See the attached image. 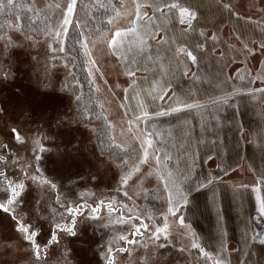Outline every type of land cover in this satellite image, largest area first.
<instances>
[{
  "label": "rangeland",
  "instance_id": "374dc122",
  "mask_svg": "<svg viewBox=\"0 0 264 264\" xmlns=\"http://www.w3.org/2000/svg\"><path fill=\"white\" fill-rule=\"evenodd\" d=\"M118 1L116 8H120L121 5V0ZM233 1L239 6L235 10L248 14V9L243 7L246 0H227L231 3ZM31 2L34 11H44L46 6L52 5L47 12L55 13L58 17L59 13L54 5L63 3V0H31ZM137 2L143 3L144 0H123V4L133 12ZM92 3L98 4L97 0H79L75 19L68 26L69 29L73 26L79 31L76 44L79 48L81 64H77L76 50H72L67 45L66 36L63 38L64 43L61 40L56 44L53 38H49L44 33L38 37L22 35L17 27L9 26L0 37V157H3L0 159V181H3L0 184V202L8 203L3 200V191H7L10 200L15 186L24 185L23 197L11 205L9 214L15 211L16 216L21 220L30 221L32 225L37 226V229L42 231L41 241L53 230L54 223L63 226V223L67 222L72 226V221L75 220V235L58 232V242L49 245L47 252L42 249L41 264H108V260L113 256L115 264H205L204 257L197 249H192L191 252L179 251L184 241L180 236L181 226L178 222L174 224L175 230L170 235L174 246L164 249L156 248L150 242L148 233L143 237H135L136 244H128L120 239L122 235L132 238V229L129 223L117 222L118 216L127 220L130 214L134 216L139 213L141 216H146L151 213L155 219L150 223L162 224V214L167 211V194L164 191V182L159 178L160 170L154 158L140 164V172L133 173L127 186L120 183V178L131 170L133 164L139 163L138 158L141 155L139 141L127 131V120L132 119L134 112L138 114L137 101L131 99L133 95L131 89L128 93L129 99L125 100L123 89L129 86L132 79L137 81L141 89L148 88L153 80L161 79L171 83L168 92L170 96L174 87V73L162 75L160 64L163 63L166 68L168 67L165 61L169 58L161 55L171 42L158 44L157 41L163 37V34L158 32L157 40L149 41V47L141 53L142 56H135V66L131 64L134 53H128V61H123L111 54L103 40H98L94 47L90 44L92 58L97 61L95 67L100 68L104 74V79H101L100 73H96L93 69L95 80L93 84L88 76V57L84 55L78 41L90 34L99 36L109 30L114 32L117 25L127 27L129 18L121 16L116 23H108L105 29L91 33L92 26L87 19L94 9ZM145 11L147 16L143 19L153 16L151 8H146ZM109 13L107 19L114 15L112 7ZM228 31L227 27L226 32ZM231 42H234L231 36L225 40V43L222 40L215 42L216 52H226L228 55L224 58L226 64L218 63V55L210 56V63L219 67V73H210L214 75L213 80H216L218 75L219 80L232 77L233 70L239 66L238 63H233L239 56H235V51L229 49L228 44ZM213 43L211 41L212 45ZM156 53L160 55V60H156ZM148 56H152V60H149ZM231 56L235 59L229 61ZM243 58L254 70L257 65L251 63V60L254 62L260 56L244 55ZM138 60H140L139 64ZM126 63L133 70L137 68L140 70L135 71L133 77H128L125 74ZM231 64L233 65L230 70L222 73L221 68ZM80 68L84 69V76H81V79L77 74L73 75V69ZM251 74L255 73L251 71ZM104 80H107V84ZM211 82L212 80L210 84ZM242 82L247 83V77ZM189 84L192 85L190 89H193L196 97L197 95L207 97L208 90L211 97L215 96L222 88H207L206 81L202 83L193 80ZM97 86L100 88L99 92L96 91ZM86 88L90 90L87 91L88 98L85 97L86 101H83L81 97ZM108 89H111V92ZM225 89L229 91V88ZM181 92L184 90L182 89ZM141 96L145 101L150 100L143 92ZM77 97L80 99L78 100ZM167 98L166 96L163 102ZM93 100L97 104L95 110L90 109ZM98 101L103 103V109ZM121 103L127 107L120 108ZM156 104L167 107L157 100L152 105L146 103L147 110L150 113L157 111ZM131 106L136 108L134 112ZM262 107L264 108V105ZM241 110L249 118L250 102H242ZM192 111L184 110L179 115L183 118L176 114L151 116L147 123L141 121L138 125L133 124L137 130L147 128L148 131H153L152 123L157 125L156 135L152 137L153 149L149 151L150 153L158 151L161 157L167 153L171 159L162 160V164H167V170L177 174L184 169L185 162L190 163L193 157L195 158L194 173L197 165L201 167L203 164L202 167L205 168L214 165L215 161L213 158L206 161L202 158L205 155L202 156V153L195 149L202 144L203 137L197 134V129H201L205 121L198 126L201 120H197L199 119L197 116L192 121L190 118L187 119L190 116L184 118ZM207 111L214 112V108ZM100 116L103 118L101 122L98 121ZM109 123L113 126L111 130ZM191 128H195L193 134L189 132ZM13 129H16L19 135L14 136ZM97 130L101 141L99 144L102 146L100 148L104 149L103 155L100 154L101 149H98L96 143ZM248 138V135L243 137L245 141ZM192 140L193 147L189 151L184 147ZM37 156L41 158L37 160ZM254 156L258 170H264V157L258 152L254 153ZM211 157H214V154ZM124 161H127L128 166L123 163ZM226 164H229L228 160ZM232 167L235 170L232 169L234 172L231 174L211 176H219V180L213 182V185L216 184L215 189L210 185L216 193L214 206L211 199L213 190L209 191L206 188L196 190L198 181L194 180V174L189 203L177 214L184 216L185 224L190 225L200 237L207 251L215 252L218 225L233 231L225 232L229 252L234 251L235 248L231 246L234 247L235 240H244L245 234L249 240L253 234L264 236V217L258 215L254 201L249 202L246 197L239 198V195L246 190H239L236 187L242 183L235 179L239 175V165L233 164ZM210 168V170L214 169V167ZM242 174H246V171ZM33 177L39 179L33 180ZM196 177H199L200 181L203 180L202 175ZM232 186L233 189L230 188ZM81 193L84 195L81 196ZM57 196L60 198L59 203ZM110 201L114 202V207L109 203ZM85 204L87 206L81 207L80 212L71 219L69 212L72 207ZM240 205L247 210H253L248 211L251 213V229H249L251 232L236 233L234 231L236 226L226 225L227 221L232 220L231 213L236 218ZM94 208H99V212H94ZM52 209L56 211L53 212ZM217 211L221 217L219 221ZM9 214L0 212V264H34L28 261L30 247L27 242L18 239ZM169 220L171 223L174 218L169 217ZM250 241L255 242L259 239ZM163 242L164 239L161 237L157 243ZM145 243H149L148 248L143 247ZM242 245L241 250L244 249ZM120 248H126L127 251H117Z\"/></svg>",
  "mask_w": 264,
  "mask_h": 264
},
{
  "label": "snow or ice",
  "instance_id": "6c2138e0",
  "mask_svg": "<svg viewBox=\"0 0 264 264\" xmlns=\"http://www.w3.org/2000/svg\"><path fill=\"white\" fill-rule=\"evenodd\" d=\"M99 7H105V4L99 2ZM216 6L219 9V12L225 19H231L235 17L237 20L240 19L237 12L234 10L235 6L230 2H225V0H215ZM79 0H63V3H56L54 7L57 9L59 16L51 23H45L44 26V34L49 36V38H53L56 44H59L61 40L64 43V37L66 36V31L69 30L68 26L71 25L75 19V14L78 10ZM52 5H48L45 8V12L50 9ZM112 11L114 13L113 16L109 17L108 23L114 24L121 17H128L127 27H121L119 25L116 26L114 32L109 30L108 32L101 33L99 36L95 34H90L88 36H84V38L78 43L80 44V48L83 51L84 55L88 57L87 64L89 67L88 76L90 78V82L95 84L94 80V71L96 73H100V78L104 79V74L100 70V68L95 67L97 61L92 58V52L90 50V44L94 47L98 40H103L109 51L112 55L117 58L128 61V53H134L131 64L136 63L135 56L143 53L146 48L149 47L150 40H157V33L159 31H164L167 33L170 27H173L176 22L180 25H186L187 27L183 29L185 33V39L194 37L197 34V29L195 24L200 23V19L198 16V10L193 9L191 6L187 5L182 0H144L143 3H135L134 12L127 8L123 4V0H121L120 8H116L115 5H111ZM146 8H151L153 11V16L148 17L147 21H144V17L147 16ZM226 14V15H225ZM134 17V18H133ZM47 16L45 15V20H47ZM157 21H159L157 23ZM260 32L264 34V25H260ZM84 34L82 33V36ZM198 35L200 37L205 38V42H200L198 40H193L191 46L187 42L181 43L179 46L175 48L172 52V56L169 59L168 67L166 68L163 63L160 64L162 75L173 74V68L176 71L183 70V75H187L190 70L189 64L198 65L201 60H207L211 53H215L217 51V47L215 42L219 41L220 37L217 32H212L210 36L206 35L204 26L199 27ZM173 44L176 41L172 38L162 37L157 41L160 43H169V40ZM210 40L213 43V47L209 51L207 49V41ZM237 40H240V37L237 36ZM242 43V51L245 56L252 55L255 51V47H250L248 41H241ZM255 44V41H252ZM259 50L264 53V35L259 42ZM234 48V46L229 45V49ZM228 54L226 52H220L217 57L218 63L226 64L224 60L225 56ZM149 60H152V56H148ZM161 57L159 54L156 56V60H160ZM235 57H229V61L234 60ZM94 69V71H93ZM137 68L133 70L131 66L127 63L125 65V74L128 77H133L135 75V71H139ZM194 81H201L202 77L197 75L196 73L192 74ZM248 79V84L244 86L243 89L237 88L235 82L232 77H226L222 81L216 84V87L221 88L222 86H230V91H223L221 95L213 98L210 103L213 108H217L220 105H227L230 99L236 95H247L252 98H255L256 94L259 93L260 100L264 101V86L262 87H251V85L255 81H259L261 85H264V65H261L258 71H256L253 76L247 69L243 71L238 70L236 79L240 81H244ZM217 80H219V75L217 76ZM232 80V84L229 85V81ZM104 83L107 84V80H104ZM119 87V85H117ZM129 89L132 90L133 95L131 99L137 101V110L139 112L138 115L133 114L132 119L127 120L128 124V133L131 136L139 141L141 148V155L139 156V163L133 164L131 170L126 172L120 178V183L127 186L129 181L132 179L133 173L140 172V164L147 163L150 158H154L155 164L160 170L159 178L164 182V191L167 194V211L162 214V224L150 223V221H154V216L149 213L146 216H141L139 213L136 215H129V218L125 220L123 217L118 216L117 222L119 223H129L132 229L131 237L121 236L120 239L125 241L128 244H136L137 240L135 237H143L145 233L149 234V240L152 244L156 246L158 249H164L168 246H174L170 239L171 232L174 229V224L178 222L181 226L180 236L184 241L180 248V252H191L192 249H197L202 257L205 259V264H232L230 259V253L228 251V247L225 241L226 233L224 232L222 226L218 225V234L216 240V249L215 252L207 251L205 246L201 243L200 237L196 235V233L191 229L190 225L185 224V218L183 215L177 216L180 210L187 206L189 203V192L192 189V179L194 175V167H195V158L191 159V162H185L184 169L179 171L177 174L172 170H167V164H162L163 161H169L171 157L165 153L163 157L159 154L158 151H153L150 153V149H153V139L152 137L156 135L155 129L157 125L155 123L151 124V128L153 131H148L147 128L143 130H137L133 127V124H139L141 121L148 122L151 116H163V115H172V114H181L184 110H197L198 112L202 109H205V105L201 104L198 100L194 98L193 89H189L187 92L175 93L173 92L171 96H168V92L171 89V83L169 81H162L161 79H156L151 82V85L148 88L141 89L135 79H132L131 83L127 88H124L123 91L125 93L124 99H129L128 93ZM96 91L99 92L100 88L97 86ZM111 92V89H108ZM144 93L153 104L157 100L163 101L165 97H168L169 104L167 107H161L159 104H156L157 111L150 113L147 110V105L144 102V99L141 96V93ZM79 100L80 97H77ZM99 106L103 109L104 105L102 102L98 101ZM120 108H126L127 106L124 103L119 105ZM127 115V113H125ZM86 121V119H83ZM107 120V117H105ZM112 125L109 123V129H112ZM12 134L14 136L19 135L16 129L12 130ZM113 143L115 138H112ZM262 145H264V140H262ZM117 147H122V145H116ZM44 149H41L43 151ZM100 154L103 155V149L100 150ZM37 160L41 157L37 156ZM3 159V157H0ZM209 159H212L209 156ZM126 166L127 161L123 162ZM223 161L217 164V168L220 169L221 172H227L230 165L224 164L222 166ZM38 177H33V180H38ZM214 180H219V176L216 177H207L204 180L198 181L196 185V190L207 188L210 185H213ZM3 181H0L2 184ZM53 187H55L53 185ZM237 188H242L247 190L249 185L246 183H241L236 185ZM25 190L24 185H17L14 188L12 198L9 200L7 191H3V200L8 201V203L0 202V212L5 214H9L10 208L12 204H15L18 200L23 197ZM127 195V193H125ZM84 194L81 193V196ZM215 190H213L212 195V203L215 205ZM242 199L244 197H241ZM249 200L254 201L256 211L259 216L264 217V170L258 172L256 178L251 184V192L248 197ZM59 196H57V203H59ZM109 203L113 204L114 202L110 201ZM87 205L81 206H73L72 210L69 212L70 218L74 215H77L80 212L81 207H86ZM67 210V209H66ZM55 212V209H52ZM94 212H99V208H94ZM10 220L14 230L18 235V239L21 242H27L30 247L29 260L30 262H34V264H41V253L42 249L44 252H47L48 246L58 242V232H66L71 235H75L74 226L75 220L72 221V226H69L67 222L63 223L61 226L60 223H54L53 230H51L46 237L41 241L42 231L37 229V226L32 225L30 221L21 220L16 216L15 211H12L9 214ZM169 217L174 218V221L170 223ZM218 221L221 219L219 211H217ZM95 218V215L93 216ZM163 237V243H157ZM259 239L260 244L264 245V236H258L257 234H253L250 240L255 241ZM249 237L245 234L244 238V249L242 251V256L246 257L249 253L247 251L249 245ZM39 241V242H38ZM143 247L148 248L149 243H145ZM111 251V250H110ZM117 251L126 252V248L117 249ZM108 264H115L114 256L108 260ZM240 264H247L245 259H241Z\"/></svg>",
  "mask_w": 264,
  "mask_h": 264
},
{
  "label": "crops",
  "instance_id": "0c3cea01",
  "mask_svg": "<svg viewBox=\"0 0 264 264\" xmlns=\"http://www.w3.org/2000/svg\"><path fill=\"white\" fill-rule=\"evenodd\" d=\"M171 2V0H169ZM182 2H185L187 5L191 6L193 9L198 10V16L200 19L199 24H195V27L197 29V34L194 37H191L189 39H185V33L183 32V29L186 28V25H180L178 22L175 23L173 27H170L169 31L165 33L164 31H159L161 34H163V37L172 38L176 41L175 44L171 42V39L169 40L170 46L164 50L163 54L161 56L170 57L172 56V52L175 50L177 46H179L181 43L187 42L189 46L192 45L193 40H198L200 42H205L204 37H200L198 35L199 27L204 26L206 35L210 36L212 32H217L218 36L220 37L219 41L222 40L223 43H225V40L229 38L230 36L233 38L234 42H231L228 44L234 46L232 48L235 51V56H239L233 63H238L239 66L233 70L232 78L235 82V85L237 88L243 89V86L247 85V83H243L239 79H236L237 71L244 69H247L250 73L251 71L253 73H256V71L259 70L261 65H264V53H262L259 50V42L262 38V34L260 32V25H264V0H246L243 7L248 9V14H242L239 13L237 10H235L238 5L236 1H233L231 4L235 6V11L237 12L238 16L240 17L239 20H237L235 17H232L231 19H225L224 16H222L219 12L218 7L216 6L215 0H182ZM227 2V0H225ZM226 15V14H225ZM147 19H144V21H147ZM159 21H157L158 23ZM228 27V32H226V28ZM228 33V34H227ZM237 36L240 37V40H237ZM237 41V42H236ZM241 41H248L250 47H255L256 51L249 56H256L258 54L260 56L259 59L255 60L254 62L251 60V63H255L257 66L254 70L250 68V65L248 64L247 60L243 58L244 53L242 52V43ZM252 41H255V44L252 43ZM227 43V42H226ZM224 45V44H222ZM213 45L211 44V41H207V49L210 51ZM220 47V45H219ZM220 52L211 53L210 56H219ZM158 53H156L157 55ZM139 56H142V54H139ZM210 56L207 60H201V62L198 65H191L190 62H187L189 64L190 70L188 73H191L190 75H183V70L176 71L175 68H173L174 73V87L172 88L173 91L171 92L170 96L173 92L175 93H181V90L183 89L184 92H187L192 85L189 84L193 82V73H196L197 75H200L202 77L201 82L206 81V87H211L217 89L216 84L219 83V81L222 80H213L214 75H211L210 73L218 72L219 73V67H215L210 63ZM145 58V57H144ZM142 58V59H144ZM169 59L165 61L167 65L169 64ZM145 61V60H144ZM140 60H138L139 64ZM230 66L221 68L222 73L227 72L230 70ZM135 66V64H133ZM253 75V74H252ZM255 75V74H254ZM253 75V76H254ZM224 77V76H223ZM210 80H212L210 84ZM232 80L229 81V85L232 84ZM245 84V85H244ZM264 85H261L259 81H255L251 87H262ZM225 88H229L230 86H222L221 90H218V93H216L215 96H210V91H207L208 96L207 97H201L200 95H195L194 98L198 100L201 104L205 105V109L200 110L199 112L197 110H193L190 115H183L184 118L195 119V116H197L201 120L198 124V126L205 121V123L201 126V129H197L199 136L203 137L202 144L200 146H197L195 149L199 150L202 153V158L207 160L209 159V156H212L214 154V157H212L214 161V165L212 166H204L203 164L201 167L197 165L196 172L194 180L200 181L199 175H202L203 180L209 176H212L213 174L216 175H222V174H228L232 173V169L235 170V168L232 167V165H239L240 169L239 172V178L236 176L235 179L239 180V182L246 183L249 185V188L241 193L239 195V198L241 197H248L249 193L251 192V184L256 178L259 170H258V164L255 161L254 153L258 152L262 157H264V145H262V140H264V109L262 106L264 105V101L260 100L259 93L256 94L255 98H252L247 95H241L236 94L234 95L229 103L227 105H220L217 108H214V112H209L207 110H210L212 107L210 101L221 95L223 91H226ZM143 98V97H142ZM144 99V98H143ZM250 102V112H249V118L244 115V111L241 110V103L244 102ZM146 103H149L152 105L153 103L151 100L145 101ZM131 103V102H130ZM129 103V104H130ZM160 104H163L164 106H168L169 100L168 98L162 103L159 101ZM263 104V105H261ZM209 106V107H208ZM132 107V106H131ZM134 112L136 108H131ZM134 109V110H133ZM137 114V112H134ZM133 113V114H134ZM139 114V112H138ZM137 114V115H138ZM180 115V114H176ZM180 118H183L182 116H179ZM249 121V123H248ZM191 127H193V124H191ZM193 130L195 132V128H191L189 132L193 134ZM248 135L249 138L245 141L243 139L244 136ZM213 137H216V139H213ZM260 138V139H259ZM193 147V140L190 141L189 144H187L184 148L190 149ZM212 153V154H211ZM227 153L229 154L227 155ZM232 153V156H231ZM227 157L229 159H227ZM245 159V160H244ZM227 160L229 161V164L227 163ZM237 160H240L241 162H238ZM223 161L222 166L224 164L230 165L231 169L229 172H221L219 168H217V164L221 163ZM243 162V166H242ZM210 167H214L213 170H210ZM244 171H246V174H242ZM249 174V177H246V175ZM242 175L243 178L241 177ZM215 177V176H214ZM225 177V176H224ZM224 179V178H223ZM216 185V184H215ZM215 185L212 187L215 189ZM236 185V184H234ZM212 187H207L206 190L212 189ZM234 186L230 187L233 189ZM242 188H239V190ZM213 190V189H212ZM245 190V189H243ZM210 195V194H209ZM207 198L209 199L208 195ZM249 202V200L247 198ZM254 206V204H252ZM255 207V206H254ZM253 211L251 209H246L242 205H240L239 213L236 215V218L232 215V220L227 221L226 225L233 224L234 227L236 226V230H234L236 233H242V232H251L249 229H251V221H250V214L249 212ZM249 213V214H248ZM233 227V229H234ZM224 232H233L228 231L224 227ZM241 231V232H239ZM241 244L242 248H244V240H235L234 247L231 246V248H235L234 251H230V259L232 263L234 264H240L241 259H245L246 261L249 260V264H264V245L260 244L259 241L255 242H249L247 251L248 255L246 257L242 256L241 251ZM243 250V249H242ZM234 253V254H233Z\"/></svg>",
  "mask_w": 264,
  "mask_h": 264
},
{
  "label": "trees",
  "instance_id": "16d2710c",
  "mask_svg": "<svg viewBox=\"0 0 264 264\" xmlns=\"http://www.w3.org/2000/svg\"><path fill=\"white\" fill-rule=\"evenodd\" d=\"M99 2L104 3L105 7H99L98 0V4L92 3L94 9H92L87 19L88 23L92 26L91 33H97L98 31L103 30L107 27V16L110 14L109 12L111 5L118 6L119 4L118 0H101ZM32 4L33 3L31 2V0H0V37L4 35L5 30L9 26L17 27L18 31L22 35H32L38 37L44 33L45 23L51 24L57 18V15L55 13H49L47 11H34ZM45 15L48 18L47 20H45ZM78 36V29L72 26L66 34L65 41L67 42V45L71 47L72 50H76L75 54L78 56L76 62L77 64H81L82 60L79 53L78 45L76 44ZM83 70V68H80L79 70L73 69V75L75 73L81 79V76H84ZM89 90V88H86L84 90V93L81 97L83 101H86L85 97L88 98L87 91ZM96 108V101L93 100V103H90V109L95 110ZM102 119L103 118L100 116V120L98 121L101 122ZM99 125L101 126V123ZM95 135L97 147L100 150L102 146L99 144L101 141L99 139L98 130Z\"/></svg>",
  "mask_w": 264,
  "mask_h": 264
}]
</instances>
